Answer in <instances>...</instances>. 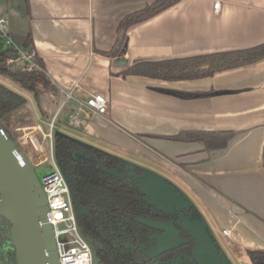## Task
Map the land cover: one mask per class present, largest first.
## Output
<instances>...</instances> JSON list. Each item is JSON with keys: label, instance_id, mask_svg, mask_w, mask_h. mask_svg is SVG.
Wrapping results in <instances>:
<instances>
[{"label": "crops", "instance_id": "crops-1", "mask_svg": "<svg viewBox=\"0 0 264 264\" xmlns=\"http://www.w3.org/2000/svg\"><path fill=\"white\" fill-rule=\"evenodd\" d=\"M154 1L0 0L9 34L29 36L52 87H36L33 101L26 99L15 112L22 118L13 131L39 126L47 134L52 124V136L124 161L131 160L127 155L146 158L182 190L212 238L220 229L227 247L213 240L227 264L248 261L250 252L264 251V58L194 80L121 74L138 60L185 59L263 44L264 0H180L128 29L123 56L103 55L112 50L122 18ZM94 94L106 99L104 115L83 106ZM183 132L229 135L224 149L209 151L201 141L169 139Z\"/></svg>", "mask_w": 264, "mask_h": 264}, {"label": "trees", "instance_id": "trees-1", "mask_svg": "<svg viewBox=\"0 0 264 264\" xmlns=\"http://www.w3.org/2000/svg\"><path fill=\"white\" fill-rule=\"evenodd\" d=\"M180 0H155L142 9L126 15L117 27V39L107 57H121L126 51V32L141 24ZM13 42L24 49H33L29 36L9 34ZM15 56L11 49L0 51V72L8 76L22 89L36 96V87L50 90L44 73L27 71L25 66L9 70L5 60ZM264 58V43L238 50L164 61H134L121 76H141L164 81L194 80L240 66L255 63ZM43 69L41 60L36 56ZM212 93H207L209 95ZM26 104V99L0 83V119L14 114ZM2 134L5 132L1 129ZM227 133L183 132L169 138L180 142L205 144L207 150L226 147ZM53 156L64 176L72 197L73 208L81 236L91 246L97 264H196L192 258L195 240L179 222L178 215L168 214L153 206L130 178L122 160L100 150L86 146L61 134L52 136ZM140 175L141 169L134 168ZM184 217L200 221V214L193 207L183 212ZM171 223L181 245L150 258L147 251L156 246L157 237L164 231L148 224ZM0 240L9 250V261L17 264V257L10 233L9 222L0 216ZM219 254L220 250L214 242ZM252 264H264V251L248 254Z\"/></svg>", "mask_w": 264, "mask_h": 264}, {"label": "water", "instance_id": "water-1", "mask_svg": "<svg viewBox=\"0 0 264 264\" xmlns=\"http://www.w3.org/2000/svg\"><path fill=\"white\" fill-rule=\"evenodd\" d=\"M124 164L130 178L153 206L178 215L179 222L195 240L192 258L196 264H225L203 220L194 221L183 216L192 204L182 193L162 177L144 169L138 175L134 165ZM44 212L42 193L38 192L11 143L0 130V216L10 224L17 264H57L48 227L43 224ZM148 224L164 231L157 237L156 246L147 251L150 258L181 245L182 241L177 238L171 223ZM168 226L172 227L173 233L169 232ZM97 263L94 256V264Z\"/></svg>", "mask_w": 264, "mask_h": 264}, {"label": "built area", "instance_id": "built-area-1", "mask_svg": "<svg viewBox=\"0 0 264 264\" xmlns=\"http://www.w3.org/2000/svg\"><path fill=\"white\" fill-rule=\"evenodd\" d=\"M213 13L219 15V2L213 4ZM7 48L11 49L15 56L5 60L6 66L16 63L17 66H25L27 71L43 73V69L35 60L36 52L17 46L6 30L5 20L0 18V51ZM66 96L67 99L71 98L69 94ZM83 106L92 114L100 116L107 110L106 99L99 94L90 95ZM51 130L52 124L47 134H43L39 126L16 130L17 142L28 150L29 158L35 167L46 162L48 155L51 159V171L41 178L42 197L45 203L43 224L48 227L57 264H94L92 248L78 229L68 184L53 156ZM47 146L49 153L46 151ZM222 233L227 235L226 231Z\"/></svg>", "mask_w": 264, "mask_h": 264}, {"label": "rangeland", "instance_id": "rangeland-1", "mask_svg": "<svg viewBox=\"0 0 264 264\" xmlns=\"http://www.w3.org/2000/svg\"><path fill=\"white\" fill-rule=\"evenodd\" d=\"M6 30L9 32L7 25H6ZM17 65L18 64H16V63L10 64L7 66V68L9 70H14V69H16ZM0 83L2 85H4L6 88L13 91L14 93L21 95L25 99H29L30 102L33 101V97H32L33 93L22 89L18 84L13 82L8 76L2 74L1 72H0ZM21 118H22V115L20 113H14V114L9 115L3 119H0V128L3 129V131L5 132V135L7 136L8 141L11 143V145L13 147L15 155L17 156V158L19 159V161L21 162L23 167L26 169V171L30 175L34 186L36 187L38 192L42 193L41 178L43 175H45L51 171V159L49 158V155H48L46 162H44L43 164H41L40 166H37V167H35L33 165V163L31 162V160L29 158L28 150H26L25 148H23L22 146L19 145V143L17 142V134L14 133V131H13V128L15 125V120L16 119L20 120ZM44 131L48 132V126L47 125L44 126ZM45 144L47 145V142ZM46 151H47V153H49L48 146L46 147ZM127 157L129 159H131L132 161L131 160H125L126 161L125 162L122 159V161H124L126 164L137 165V167H140L141 169L152 172V173L162 177L163 179H165L168 183H170L169 180L167 179L166 173L163 172V170H160L158 167H156L155 164L153 165L152 162L148 161L146 158H145L146 160L145 159H137L140 157H134L132 155H127ZM178 191L182 192V190L181 191L178 190ZM203 223L207 227L206 222L204 221ZM168 230L170 233H173V229L171 226H168ZM213 239L216 240L217 244L220 246V248L222 250H223L222 246H224L225 248L227 247V243H225L224 239L221 238L220 229H218V228L214 229ZM216 242H215V244H216ZM223 255H224V257L221 255L222 261L225 264L229 263L230 260L227 258L225 252L223 253ZM239 264H252V263L248 259V261H242V262H239Z\"/></svg>", "mask_w": 264, "mask_h": 264}, {"label": "flooded vegetation", "instance_id": "flooded-vegetation-1", "mask_svg": "<svg viewBox=\"0 0 264 264\" xmlns=\"http://www.w3.org/2000/svg\"><path fill=\"white\" fill-rule=\"evenodd\" d=\"M173 214H175V213H173ZM8 254H9L8 248L0 240V264H11L9 261Z\"/></svg>", "mask_w": 264, "mask_h": 264}]
</instances>
